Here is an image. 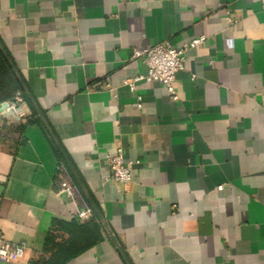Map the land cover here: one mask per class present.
Listing matches in <instances>:
<instances>
[{
  "label": "crops",
  "instance_id": "obj_1",
  "mask_svg": "<svg viewBox=\"0 0 264 264\" xmlns=\"http://www.w3.org/2000/svg\"><path fill=\"white\" fill-rule=\"evenodd\" d=\"M200 36L176 100L126 84ZM0 44L37 107L0 112V236L27 247L0 264H264V0H0Z\"/></svg>",
  "mask_w": 264,
  "mask_h": 264
},
{
  "label": "built area",
  "instance_id": "obj_2",
  "mask_svg": "<svg viewBox=\"0 0 264 264\" xmlns=\"http://www.w3.org/2000/svg\"><path fill=\"white\" fill-rule=\"evenodd\" d=\"M229 24H234L235 19L227 18ZM204 36L193 38L179 47H172L168 43H157L144 50H135L133 57L145 56L146 73L137 75L127 81L126 84L133 89V84L138 80L147 82H157L163 85L171 99L176 100L177 94L174 89L175 74L184 67L185 52L188 49L200 45ZM22 102L20 93L16 92L12 101L6 102L7 108L13 110L14 107ZM139 106V104H138ZM107 164L111 171L110 179L126 185L130 181L131 162L124 161L122 149L118 147L115 152L107 156ZM58 183L57 194H63L67 198L75 201L77 208L75 218L79 221H85L92 216V207L87 202L85 196L76 184L71 173L64 163L58 165ZM221 189V186H218ZM26 244L21 241L11 243L5 241L0 236V261L17 262L21 260L26 253Z\"/></svg>",
  "mask_w": 264,
  "mask_h": 264
},
{
  "label": "trees",
  "instance_id": "obj_3",
  "mask_svg": "<svg viewBox=\"0 0 264 264\" xmlns=\"http://www.w3.org/2000/svg\"><path fill=\"white\" fill-rule=\"evenodd\" d=\"M21 81L24 84V81L23 80ZM15 92L20 93V97L22 101H24L32 109L34 115H36V113L34 112V108L31 104L30 96L24 92L21 84L14 76L10 66L8 65L6 59L4 58L3 54L0 51V102L10 100ZM36 121H39L37 117H36ZM50 242H51V238L49 237L47 240V244ZM65 254L68 255L69 253H65ZM59 260L62 261L63 259L61 258ZM59 260L57 261V263L54 264H59Z\"/></svg>",
  "mask_w": 264,
  "mask_h": 264
},
{
  "label": "water",
  "instance_id": "obj_4",
  "mask_svg": "<svg viewBox=\"0 0 264 264\" xmlns=\"http://www.w3.org/2000/svg\"><path fill=\"white\" fill-rule=\"evenodd\" d=\"M0 51H1V53L3 54L4 58L6 59L8 65L10 66V68H11V70H12L14 76L16 77V79H17V80L19 81V83L21 84L22 89H23L24 92L28 95V92H27V89H26L25 85H24L23 82L21 81V78H20L18 72H17L16 69L13 67L11 61H10L9 58L7 57V55H6L5 51H4V49L2 48L1 44H0ZM30 100H31L32 105L37 109V107H36L34 101H33L32 99H30ZM18 109H19V105H16V106L14 107L13 110H9V109L7 108V103H6V101L0 102V112L7 111L8 113H15V111L18 110ZM40 117H41V116H40ZM41 119H42V121H43V123H44L46 129H47L48 132L50 133L52 139L56 142V140H55L54 136L52 135L51 130L49 129L48 125L46 124V122L44 121V119H43L42 117H41Z\"/></svg>",
  "mask_w": 264,
  "mask_h": 264
}]
</instances>
